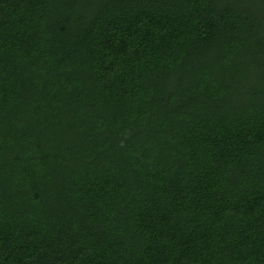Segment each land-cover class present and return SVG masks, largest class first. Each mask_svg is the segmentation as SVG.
<instances>
[{
    "label": "trees",
    "instance_id": "obj_1",
    "mask_svg": "<svg viewBox=\"0 0 264 264\" xmlns=\"http://www.w3.org/2000/svg\"><path fill=\"white\" fill-rule=\"evenodd\" d=\"M0 264H264V0H0Z\"/></svg>",
    "mask_w": 264,
    "mask_h": 264
}]
</instances>
